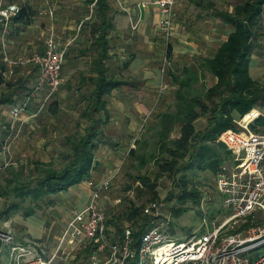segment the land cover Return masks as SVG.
Wrapping results in <instances>:
<instances>
[{
	"label": "trees",
	"instance_id": "obj_1",
	"mask_svg": "<svg viewBox=\"0 0 264 264\" xmlns=\"http://www.w3.org/2000/svg\"><path fill=\"white\" fill-rule=\"evenodd\" d=\"M87 3L94 4L93 15L82 28H90L93 44L82 53L92 57L88 70L90 77L81 78L75 100L67 101L68 109H79L77 122L73 132L62 139L65 150L58 154L60 164L54 159L49 162L36 160L21 167L10 164L1 169L0 198L6 201L7 208L4 213L23 211V216L29 217L39 210L55 206L57 194L91 180L92 173L99 166L95 155L100 147L120 146L110 139L104 140V129L111 117L107 97L115 88L126 83L111 74L108 64L109 50L113 46L109 43L108 35L116 28L110 16L112 8L110 0H87ZM233 9V13L225 17L233 26L227 40L222 41L216 52L204 57L199 64L184 66L179 76L171 74L172 83L177 86L173 94L174 102L163 103L165 110L152 116L155 121L152 127L142 134L141 139L134 141L136 147L129 149L127 154L130 167H137L138 173L150 165L156 168L154 180L147 175L148 172L135 176L138 191L147 190L152 194L148 200L151 203L158 198L156 191L160 178L172 176L177 180V191H171L166 199L168 202L175 201L170 210L176 218L192 207L198 209L203 202V193L194 181L197 175L208 171L216 177L220 167L232 158L220 140L225 130L239 131L236 120L257 107L263 114L249 124V129L252 132L264 131V84L251 76L250 66L252 51L258 44L257 30L264 31V0H240ZM33 17L32 7L21 5L11 22L26 27L31 25ZM127 65L124 64V67ZM6 69L0 55V85H5L7 89L0 95V106L14 104L22 96L21 92H17V87H22V80L24 83L29 80L20 77L17 83L21 85L15 84L4 75ZM208 75L216 80L209 87L205 83ZM82 85L87 88L84 89ZM23 88L28 91L25 98L33 89ZM57 105V102L51 103L49 111L60 119ZM201 118H206L203 130L196 127V122ZM9 126H6L7 129ZM177 128L178 134L174 136ZM4 144L5 141L0 142V154ZM127 189L131 190L132 187L128 185ZM129 202L120 217L133 228L137 243L152 218L144 214L145 205L137 206L132 200ZM112 217L109 224L114 225L122 235L124 232L116 222L117 217L114 214ZM253 225L251 221H246L241 228L247 229ZM241 228L232 232H240ZM168 233L172 237L175 235L172 228ZM95 249L92 243L89 244L77 256V260L87 264L88 257ZM250 257L254 259L256 255Z\"/></svg>",
	"mask_w": 264,
	"mask_h": 264
},
{
	"label": "crops",
	"instance_id": "obj_2",
	"mask_svg": "<svg viewBox=\"0 0 264 264\" xmlns=\"http://www.w3.org/2000/svg\"><path fill=\"white\" fill-rule=\"evenodd\" d=\"M238 1L240 0H178L174 9L175 14L171 19V27L166 29L161 26L165 14L156 5V0H110L112 8L110 16L113 18L116 28L108 35L109 43L113 45L109 50L110 59L108 60V64L111 74L117 80H122L126 83L115 88L107 97V108L111 115L107 127L121 126L123 130L119 138L120 140H116L115 142L113 139L111 140L120 146L113 148L112 146L107 147L103 145L100 147L95 155L99 166L92 173L91 180L81 182L79 185L70 187L66 192L59 193L60 196L57 197L59 203H55V206L49 207L56 214L58 213L59 216L54 218L48 217L46 220L52 224H58L57 226L60 228V235L49 258L55 253L56 247L73 213L80 211L92 200L95 188L98 185L106 180H110L112 183L116 171L112 169L115 163H112L113 160L110 158L116 159L119 156H123V154H127L133 146L132 143L137 138V134L141 130L140 128L147 123L151 116H154L153 114H157L158 107L165 110L166 107H163V102L160 100L161 95L159 94L160 85L164 83L160 66L162 61L167 62L168 57L170 60V57L173 55L172 43L177 41L178 38H183L187 40L186 46H184L187 52H203L205 57L214 54L222 41L227 40V35L233 31V26L225 20V17L227 14L231 15L233 13V7ZM3 2L5 5H17L18 7L28 5L32 7L35 14L33 22L29 26L22 27L18 22L15 24L11 22L6 29L5 35L2 31L3 26L0 24V55L2 60L5 57L16 59L19 56H29L19 53V50L32 49L34 47L32 46L31 48V43L35 41L38 32L40 35L37 24L40 17L37 14L40 9H47L46 13H49V15L47 14V23L44 25H48V29L54 30L50 35L55 36L60 46L67 48L66 61L61 71V90L59 89L60 92L57 93L59 97L58 102H60L61 106L63 103L64 105L65 103L68 104L69 102L67 101L69 99L70 101H74L81 78L90 77L88 70L92 57H90V54H83L82 51H85L93 44V39L90 36V28L83 27L84 30H82V25L84 24L85 26L90 21L93 15L94 4H88L87 0H3ZM40 46L42 45L40 44ZM14 50L18 52H14ZM43 52L44 46L40 48L39 52L33 53ZM126 63L128 65L124 67ZM173 65L175 66V64L169 63L168 74L176 71L173 69ZM28 67L35 68V76L32 78V81H34L32 89L34 90L38 76L36 67L31 65L18 67L13 76H8L5 73L4 75L8 79H11V77L18 76V71L23 75V70ZM215 81L214 83H216ZM82 87L84 89L87 88L85 85H82ZM33 90L29 96L25 98L20 96L14 104H5L3 106L2 117L7 122L3 126V136L0 137L1 143L6 142L8 137L7 127L10 125V113L14 107L23 109L19 121L16 123L17 127L22 123L21 121L24 122L22 123L23 125H27L29 120L35 119L37 114L45 110L46 104L49 106V102L43 103V99L45 100L47 95L43 92L41 93V91L33 93ZM42 91H46L47 93L46 89ZM40 94H43L42 99ZM34 104L39 107L36 111L30 113V109ZM41 106L44 108L40 109ZM252 111L255 112L256 110L252 109ZM8 152L3 150L1 152L5 159H7ZM111 163L113 165H109ZM10 164L13 163L9 162L5 167ZM101 167L105 170L103 178H100V174L98 173ZM101 193L97 198V203L104 210L103 205L106 204L108 199L101 195ZM113 211L112 209L109 214L106 213L108 217L106 233L109 242L117 241L121 237L117 231L116 234L112 233L113 231L110 232L109 227L112 224L110 225L109 221L113 218ZM13 214L11 213L6 218L11 217L12 219ZM32 217L34 216L24 217L20 223L15 219V223L19 224L18 226L21 228L20 231H26L28 234L25 235L27 238L25 236L22 237L23 240H21L20 236L18 238L16 232L12 229L6 230L0 228V230L12 232L16 243L23 246L27 245L40 256L38 246L40 234H38V229L32 226L34 222ZM89 244L91 243L86 242L81 245L75 242L73 245L74 249L76 248L77 256ZM69 247L71 248V246ZM8 249L9 247L2 245L0 264H13L10 252L7 255L4 251ZM73 250L71 254L74 253ZM107 252L101 256V259L107 255ZM90 256L88 257L87 264H90ZM42 257L45 258V256ZM58 260L60 261V259ZM53 261L51 262L52 264Z\"/></svg>",
	"mask_w": 264,
	"mask_h": 264
},
{
	"label": "built area",
	"instance_id": "obj_3",
	"mask_svg": "<svg viewBox=\"0 0 264 264\" xmlns=\"http://www.w3.org/2000/svg\"><path fill=\"white\" fill-rule=\"evenodd\" d=\"M177 2H155L165 14L161 26L166 29L171 27ZM18 11L17 5H5L0 0V24L4 35ZM44 44L43 53H32L16 59L5 57V74L13 76L18 67H36L38 76L33 93L46 89L45 100H49L61 88V71L66 61L67 48L60 46L54 35L48 36ZM165 89L166 84L162 83L159 94H163ZM22 110L18 107L11 110V122L3 151L10 150ZM255 116V113H251L244 117L240 123L243 130L228 129L220 136L232 158L220 167L216 185L219 193L224 196V207L231 214L218 227L179 241L156 221L158 205L154 202L144 209V214L151 216L152 220L145 226L137 243L131 226L124 229L117 241L109 242L106 233L108 217L97 203L101 191L110 187L111 181L106 180L95 188L92 200L80 211L73 213L52 257L45 259L38 256L27 245L16 243L12 232L0 230V258L4 245L9 247L13 264H52L55 258L67 262L72 255L73 244L77 242L83 245L87 242L96 247L90 256V264H264V225L250 228L245 236L241 232H232L238 229V224L254 216L257 211L264 212V131L252 132L249 129L253 121L251 119ZM105 252L107 255L101 259ZM251 255L256 257L252 259Z\"/></svg>",
	"mask_w": 264,
	"mask_h": 264
},
{
	"label": "rangeland",
	"instance_id": "obj_4",
	"mask_svg": "<svg viewBox=\"0 0 264 264\" xmlns=\"http://www.w3.org/2000/svg\"><path fill=\"white\" fill-rule=\"evenodd\" d=\"M42 8V7H41ZM40 9V7H38ZM47 9L43 8L40 9L39 13V20L37 22L40 30L35 38V41L31 43L32 49H20L19 53H22L23 55H31L33 52H39L40 48L42 46L45 47V40L48 36H50V33L54 30L48 29V25H44L47 23ZM35 14V11H34ZM264 29V26H263ZM258 44L254 51H252V61L250 63L251 66V76H253L257 81H260L262 84H264V31H258ZM263 34V35H262ZM40 38V39H39ZM186 41L183 38H178L177 41L172 43V56L168 57L167 62L162 61L160 70H162V77L164 84H166V89L163 94L160 96L161 102H167V103H173L174 102V91L177 89V86L172 83V76L171 74L179 76L181 72L183 71L184 66H193L194 63L199 64L201 60L205 57L203 52L197 51L196 53H193L192 51L187 52L186 48ZM221 42V41H220ZM40 44L42 46H40ZM40 46V47H39ZM14 52H18L17 50H14ZM176 52V53H175ZM175 53V54H174ZM203 54V55H202ZM169 63L175 64L173 69L176 71H173L171 74H168L169 69ZM180 65V66H179ZM179 66V67H178ZM34 70L32 67H28L25 70H23V75H21V72L18 71V76L11 77V81L15 84L20 77L24 79H29L28 83H24L22 80V87H17V92H21L20 95L23 97L25 94L28 93V91H25L23 87H27L28 89H32L34 81H32L34 74ZM21 75V76H20ZM20 76V77H19ZM36 78V77H35ZM214 78H212L210 75L206 77L205 83L206 86L209 87L213 85ZM162 85V84H161ZM160 85V86H161ZM5 85H0V95L4 92H7V89H5ZM24 89V90H23ZM61 90V89H60ZM60 90L58 92H60ZM45 93L47 95L46 91H41V93ZM57 92V93H58ZM52 95L49 97V100H44L43 103L46 104V102H49L48 104L51 105V103L57 102V108L59 109L58 116L60 119H58L56 116H54L49 111V106L46 104V108L43 112L37 114L35 116V119L29 120V123L27 125H23V121L20 125L16 127V137L11 141L12 146L10 147L11 152L7 153V159L3 157V155H0V176L3 173L2 170L5 168V165L7 163L12 162L15 164L14 166L21 167V165H27L28 163H31L32 161L40 160L49 162L50 159H54L57 164H60V161L57 159L58 154L61 151H64L65 148L62 143V139L66 134H69L73 132V128L75 126V123L78 119V110H70L68 109V104L64 103L60 106V102H58V94ZM63 94V93H62ZM41 95V99L43 98V94ZM44 95V97H45ZM55 97V99H54ZM34 104V106L30 109V113L32 111H36L39 107L38 105ZM44 107L41 106L40 109ZM174 108V107H173ZM253 110H256L255 112H250L246 115H249L251 113H255V117L251 120L254 121L258 116H261L263 113L260 109L257 107ZM3 106H0V137L3 136V126H5V123L7 122L6 119L2 117L3 112ZM163 109L159 108L157 109L158 112H162ZM155 115V114H153ZM245 115V116H246ZM244 116V117H245ZM244 117L240 118L239 120H236V125H238L239 130H243L242 125L240 123L244 119ZM154 117L151 116V118L147 121L146 124H144L140 129L139 133L137 134V140L142 138V134L145 133L152 127L153 119ZM252 121V122H253ZM155 122V121H154ZM251 122V123H252ZM206 118H201L196 122V127H198L200 130H203L206 126ZM250 126V125H249ZM105 134L104 140H114V142L117 140L119 141L120 135L122 133L121 126L119 127H105ZM179 128H177L174 136L178 134ZM144 134V135H145ZM135 139V140H136ZM113 142V143H114ZM133 146L131 148H135L136 145L133 142ZM107 146V145H106ZM109 147V146H107ZM130 148V149H131ZM153 148V147H152ZM127 153V152H126ZM128 154V153H127ZM127 154H123V156H119L116 159L110 158L113 160L112 163H115V166L111 163L109 165H113L112 169L116 171V174L113 177L112 183L110 184V187L108 190L103 191L101 195L106 197L108 201H106V204L104 206V210L107 214L111 212L113 209V214L115 217H117V223L120 225L122 229H125L126 226L130 225L128 221H125L120 217V215L125 211L127 206L129 205V201L132 200L136 203L137 206L145 205L144 207H148L151 202L148 201L152 194L147 190L138 191L137 183L135 182V176L139 175V173H147V175L154 180L156 168H154V165H150L147 170V168H143L139 170V173L137 172V167H130V159L127 157ZM105 156V155H104ZM111 162V160H110ZM133 162V160H132ZM229 162V161H228ZM226 162V163H228ZM2 169V170H1ZM104 169L101 167L98 170V173L100 174V178H103L104 176ZM106 177H108L106 175ZM178 178V177H177ZM2 179V178H1ZM196 184H198L199 189L203 193V202L199 206V208H193L184 212L183 216L181 217H174L171 213V207L175 203V201H166L167 197L169 196V193L171 191H177L176 188V182L177 180L172 176H163L160 178L157 182V196L158 198L155 199L154 202L158 205V217L156 218V221L162 225L163 229L167 232L170 231L172 228L175 231V235H173L174 238H178L179 241H185L186 239L192 238L196 235L204 234L212 229L214 227H218L220 224H223L228 216L231 214L229 209H226L224 207L223 201L224 196L219 193L218 186L216 185V177L213 176L210 172H201L197 175L196 179H194ZM130 185L132 187L131 190L127 189V186ZM57 197L60 196L59 194L56 195ZM60 200V198H59ZM152 202V203H154ZM6 201L3 198H0V228L2 229H12L16 232L18 235V238L20 236L21 240H23L22 237H24L27 233L26 231L23 232L20 231L19 224L15 223V219L19 221H23V211H20L16 214H13V218L11 217L6 218L8 215L11 214V211H6ZM56 203L58 204L59 201L56 200ZM190 206V205H188ZM144 208V209H145ZM24 210V209H23ZM59 214L55 213L54 210H51L50 208H45L43 210H39L34 217H32V220L34 221L32 223V226L36 229H38V234H40V237L38 239V246H39V255L45 256V259L49 258L51 252L53 251V247L56 243V240L59 237V229L58 224H52L48 220H46L48 217H58ZM119 216V217H118ZM251 219V220H249ZM247 219L246 221H251V223H254L255 225L251 226L250 228H253L256 225H264V212L257 211V213L254 214L251 218ZM244 221L243 223H245ZM49 222V224H48ZM59 223V222H57ZM242 224H238V227H242ZM17 224V225H16ZM110 232L117 233V228L113 225L110 227ZM247 229H242L240 231L242 235H247ZM115 231V232H114ZM28 232V231H27ZM170 234V233H169ZM28 235V234H27ZM30 236V235H29ZM245 236V235H244ZM27 238V236H25ZM33 248V247H32ZM34 249V248H33ZM44 251H43V250ZM5 253L8 255L10 250H4ZM36 251V250H35ZM37 253V252H36ZM77 252L76 249L74 250V253H72L71 257L68 258L67 262L63 261L59 258H56L53 261V264H86V262H82V260H77ZM88 263V262H87ZM135 264H138L135 263Z\"/></svg>",
	"mask_w": 264,
	"mask_h": 264
}]
</instances>
